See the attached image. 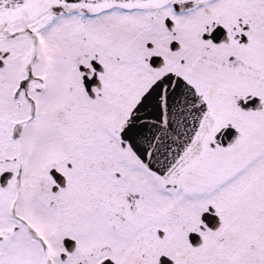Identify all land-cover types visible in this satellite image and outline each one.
Here are the masks:
<instances>
[{
	"label": "snow or ice",
	"instance_id": "obj_1",
	"mask_svg": "<svg viewBox=\"0 0 264 264\" xmlns=\"http://www.w3.org/2000/svg\"><path fill=\"white\" fill-rule=\"evenodd\" d=\"M0 264H264V0H0Z\"/></svg>",
	"mask_w": 264,
	"mask_h": 264
}]
</instances>
